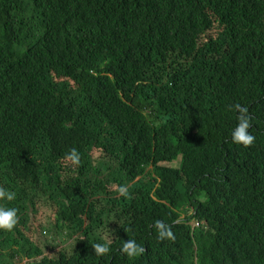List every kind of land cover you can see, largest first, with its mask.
I'll list each match as a JSON object with an SVG mask.
<instances>
[{"label": "trees", "instance_id": "trees-1", "mask_svg": "<svg viewBox=\"0 0 264 264\" xmlns=\"http://www.w3.org/2000/svg\"><path fill=\"white\" fill-rule=\"evenodd\" d=\"M3 183L0 264H264V0H0Z\"/></svg>", "mask_w": 264, "mask_h": 264}, {"label": "clouds", "instance_id": "clouds-1", "mask_svg": "<svg viewBox=\"0 0 264 264\" xmlns=\"http://www.w3.org/2000/svg\"><path fill=\"white\" fill-rule=\"evenodd\" d=\"M239 115L237 116L238 124L232 132V141L236 144H242L244 147H250L254 141L255 136L252 135L248 129L251 125V116L248 114V109L236 104L233 106ZM66 159L72 161L74 164H79L80 155L77 149L73 148L70 150ZM121 196L127 197L129 195L128 186H121L118 189ZM16 197V193L6 190L0 186V200L12 201ZM197 221L195 220L194 223ZM19 223V216L17 209L5 208L0 206V230L12 231L17 227ZM199 226V225H198ZM156 227L159 230V238L161 240L167 238L174 240V234L170 227L166 226L162 221L156 222ZM95 250V254L98 256H106L110 252V241L104 243H95L92 245ZM121 252L126 254L129 258H134L145 253L146 249L142 245H139L135 240L128 239L122 245Z\"/></svg>", "mask_w": 264, "mask_h": 264}, {"label": "rangeland", "instance_id": "rangeland-1", "mask_svg": "<svg viewBox=\"0 0 264 264\" xmlns=\"http://www.w3.org/2000/svg\"><path fill=\"white\" fill-rule=\"evenodd\" d=\"M218 32V28L217 27H215L212 31H211V35H216V33ZM165 165H172V166H177L178 164H177V162L176 163H172V164H165ZM2 187H4L5 189H6V187H5V184L3 183L2 185H1ZM54 209V208H53ZM53 209L51 210H46L45 212L41 209V211L40 212H38V214L36 215V214H32L33 216H32V218H31V223L33 224V228H32V230H33V232H34V230L36 229V227L38 226V227H40L39 229H36V238L37 239H41L42 241H46V237H49V238H51V237H54V236H56V237H58V239H59V232L58 231H56V230H53V232H49V233H45V230L43 229V227H41V224L42 225H45V224H47V222L52 218V220L54 221V216H55V212H53ZM49 224V223H48ZM38 233V234H37ZM35 235V234H34ZM61 240V239H60ZM59 243H61L60 241H59ZM49 249H51V250H49L48 252H47V254H50V255H52V254H54V252L55 251H57L58 249H52V248H49ZM16 264H27V260H18L17 262H16Z\"/></svg>", "mask_w": 264, "mask_h": 264}, {"label": "built area", "instance_id": "built-area-1", "mask_svg": "<svg viewBox=\"0 0 264 264\" xmlns=\"http://www.w3.org/2000/svg\"><path fill=\"white\" fill-rule=\"evenodd\" d=\"M195 224H196V225H200V223H198V222H196Z\"/></svg>", "mask_w": 264, "mask_h": 264}]
</instances>
